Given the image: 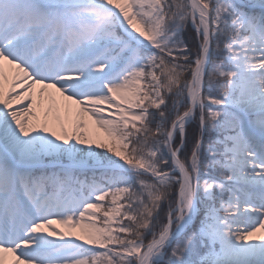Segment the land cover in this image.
Listing matches in <instances>:
<instances>
[{
	"label": "snow or ice",
	"instance_id": "obj_1",
	"mask_svg": "<svg viewBox=\"0 0 264 264\" xmlns=\"http://www.w3.org/2000/svg\"><path fill=\"white\" fill-rule=\"evenodd\" d=\"M0 264H264V0H0Z\"/></svg>",
	"mask_w": 264,
	"mask_h": 264
},
{
	"label": "rangeland",
	"instance_id": "obj_2",
	"mask_svg": "<svg viewBox=\"0 0 264 264\" xmlns=\"http://www.w3.org/2000/svg\"><path fill=\"white\" fill-rule=\"evenodd\" d=\"M190 27H191V25H189V28ZM191 35L194 36V32H192ZM186 43H188L189 46H191V40L190 39H187ZM82 131H84L87 134L89 141H93V143H92L93 147H95V142H107L104 133L98 128H93L90 126L88 128L82 129ZM101 151H105V150H101ZM52 227L58 228L59 231H61L64 234L65 239H75V237L77 235L81 234L79 232V229H70V228L63 227L61 225H56V224H54ZM51 238L57 239V240L59 239V237H56V236H53ZM78 242H82V241H78Z\"/></svg>",
	"mask_w": 264,
	"mask_h": 264
},
{
	"label": "bare ground",
	"instance_id": "obj_3",
	"mask_svg": "<svg viewBox=\"0 0 264 264\" xmlns=\"http://www.w3.org/2000/svg\"><path fill=\"white\" fill-rule=\"evenodd\" d=\"M13 106L15 107V106H17V105L14 104ZM84 120H85V125H86L85 128H88V127H90V126L93 127V128H97V127L95 126V124H94V123H93V122H92L87 116L84 117ZM85 128H84V129H85Z\"/></svg>",
	"mask_w": 264,
	"mask_h": 264
},
{
	"label": "trees",
	"instance_id": "obj_4",
	"mask_svg": "<svg viewBox=\"0 0 264 264\" xmlns=\"http://www.w3.org/2000/svg\"><path fill=\"white\" fill-rule=\"evenodd\" d=\"M189 131H191V129H189Z\"/></svg>",
	"mask_w": 264,
	"mask_h": 264
}]
</instances>
